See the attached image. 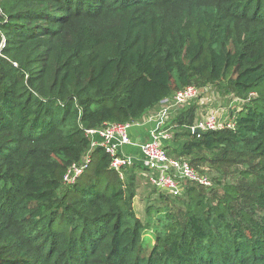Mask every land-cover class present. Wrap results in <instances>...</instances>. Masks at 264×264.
Returning <instances> with one entry per match:
<instances>
[{"label":"trees","instance_id":"1","mask_svg":"<svg viewBox=\"0 0 264 264\" xmlns=\"http://www.w3.org/2000/svg\"><path fill=\"white\" fill-rule=\"evenodd\" d=\"M223 82L242 103L235 129L192 131L191 104L165 146L192 165L250 150L243 179L155 188L147 223L133 166L122 177L102 146L64 184L87 130ZM0 264H264V0H0Z\"/></svg>","mask_w":264,"mask_h":264},{"label":"built area","instance_id":"2","mask_svg":"<svg viewBox=\"0 0 264 264\" xmlns=\"http://www.w3.org/2000/svg\"><path fill=\"white\" fill-rule=\"evenodd\" d=\"M201 90L196 85H187L177 90L171 98L161 100L157 112L144 117V121L156 125L155 130L152 132V138L141 143L140 147L146 167L151 171L150 182L158 190L180 195L189 183L203 187H209L212 184L210 176L203 173L189 161H181L172 157L164 143L165 140L171 137L170 127L164 126L171 112L177 111L180 106L198 97V92ZM174 107L175 109H173ZM221 119L223 120L218 111H209L205 113L201 120L191 126L192 131L235 129L233 118L229 117L228 121H222ZM130 126V123L106 122L102 127L87 130V135L91 139L90 148L80 162L72 163L67 168L63 177L64 184L73 185L77 182L78 178L90 167L93 158L92 152L98 146L105 149L110 156L111 167L119 171L123 177L124 170L133 166L135 160L138 159L137 156L124 151L125 147L134 144L129 132Z\"/></svg>","mask_w":264,"mask_h":264},{"label":"rangeland","instance_id":"3","mask_svg":"<svg viewBox=\"0 0 264 264\" xmlns=\"http://www.w3.org/2000/svg\"><path fill=\"white\" fill-rule=\"evenodd\" d=\"M223 83L224 86L219 88L217 85H208V87L201 88L203 91L201 90L202 92L197 99L188 102L187 105L185 104L180 106V108L197 103V121L201 120L202 117L205 116V113L209 111H218L223 118V120L221 119L222 121H228L229 117L234 118V111L236 112L238 109H240V107H242V103H240V100L237 99V95L234 93L232 87H230L227 82ZM178 110L180 109H177V111ZM154 112L156 111H149L147 115ZM175 113L176 112H171L170 116ZM245 148L248 147L246 146ZM245 151L247 153L239 152L238 150H232L229 143H226L223 144L221 149L201 151L199 153V157L201 159L195 163L196 165H194L203 171V173L209 175L213 183L212 186L214 185L217 187L216 189H219L220 183L218 180H222L223 184L226 182H238L245 177V171H248L251 168L250 165L256 161V159L253 157L254 152L252 153L250 150ZM193 156L194 155L184 156V159L190 161ZM136 183L138 185L136 186L137 196L134 200V208L136 209L138 216L145 223H147L149 218L147 214V207L151 202L154 201L153 197L158 195L159 191L153 187L147 175L144 178H138ZM177 208L181 211H184L182 204H177L175 209ZM151 217L153 221L156 220L155 213H152ZM146 233L147 234H145V236L152 246L153 232L148 231Z\"/></svg>","mask_w":264,"mask_h":264},{"label":"crops","instance_id":"4","mask_svg":"<svg viewBox=\"0 0 264 264\" xmlns=\"http://www.w3.org/2000/svg\"><path fill=\"white\" fill-rule=\"evenodd\" d=\"M159 106L157 108H159ZM155 128L156 125L154 123L146 122L144 120L140 121L139 123L135 122L131 124L129 128V132L131 131L130 134L134 144L125 147L124 151L128 154L138 157L132 167L135 170L137 180L140 177L144 178L146 175L150 178L151 171L146 167L140 145L141 143H144L145 141H148L152 138V132L155 130ZM166 142L167 141L164 143L166 144Z\"/></svg>","mask_w":264,"mask_h":264},{"label":"bare ground","instance_id":"5","mask_svg":"<svg viewBox=\"0 0 264 264\" xmlns=\"http://www.w3.org/2000/svg\"><path fill=\"white\" fill-rule=\"evenodd\" d=\"M201 92L202 91H199L198 92V95H200L201 94ZM199 97V96H198ZM198 97H196V98H194V99H197ZM194 99H192V100H194ZM191 101V100H190ZM189 102V101H188ZM187 102V103H188ZM187 103H185V104H187ZM160 108V107H159ZM173 109H175V107L173 108ZM179 109H180V107H179ZM171 155V154H170ZM172 157H174V158H176V159H180L181 161H186V160H183V159H181V158H178V157H176V156H174V155H171ZM211 182H212V180H211ZM213 184V183H212ZM212 184H211V186H212ZM211 186H209V187H211Z\"/></svg>","mask_w":264,"mask_h":264},{"label":"water","instance_id":"6","mask_svg":"<svg viewBox=\"0 0 264 264\" xmlns=\"http://www.w3.org/2000/svg\"><path fill=\"white\" fill-rule=\"evenodd\" d=\"M198 132H201V131H198Z\"/></svg>","mask_w":264,"mask_h":264}]
</instances>
